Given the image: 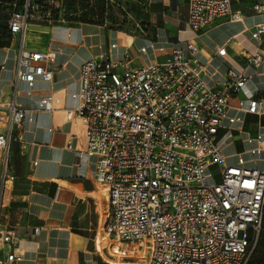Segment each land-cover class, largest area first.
Listing matches in <instances>:
<instances>
[{"label":"built area","instance_id":"2783aa9c","mask_svg":"<svg viewBox=\"0 0 264 264\" xmlns=\"http://www.w3.org/2000/svg\"><path fill=\"white\" fill-rule=\"evenodd\" d=\"M231 2L187 0V29L198 33L219 20H241L242 15L232 13ZM67 4L68 0H24L20 8L17 2L11 4L8 30L20 41L12 100L0 102V209L3 191L13 181V130L35 125L33 113L15 103L18 85L31 91L37 80L49 82L57 70L54 51L23 49L24 32L28 24L65 23ZM252 11L261 14L262 8L255 5ZM135 32L149 36L141 25ZM262 37L264 23L250 32L258 46ZM167 46L150 42L154 61L130 68L129 56L113 58L116 45L109 44L107 52L81 64L78 91L69 96L76 106L66 111L67 119H81L86 140L85 151L76 153L79 166L91 163L88 179L106 191L102 233L117 249L140 243L144 264H249L264 213V166L257 161L264 137L246 136L247 147L241 152L232 146L247 116L264 117V92L246 89L263 57L249 56L245 71L229 68L221 75L210 61L197 59L193 42ZM145 51L139 49L140 54ZM225 54V46L215 52L220 58ZM59 104L60 99L45 95L34 112L53 113ZM212 167L219 168V183ZM37 234L34 228L32 237ZM16 251V239L0 228V264L21 262Z\"/></svg>","mask_w":264,"mask_h":264},{"label":"crops","instance_id":"0c3cea01","mask_svg":"<svg viewBox=\"0 0 264 264\" xmlns=\"http://www.w3.org/2000/svg\"><path fill=\"white\" fill-rule=\"evenodd\" d=\"M186 1L145 0V25L150 31L146 39L135 31L112 30L90 23L28 24L23 49L54 51L57 70L51 81L37 80L31 91L19 84L15 97L17 105L35 116V125L26 123L13 130L17 138L9 152L13 181L3 191L0 209L1 231L16 239V252L22 256L17 264H144L146 259L140 243L117 249L113 240L102 233L106 191L88 179L93 171L91 163L83 169L79 166L76 153L86 149L84 127L80 118L67 119L66 111L76 106L69 96L78 91L79 68L84 61L107 52L109 44H115L112 57L118 59L127 54L130 68H139L154 61L150 42L183 47L190 41L198 47L197 59L201 63L210 61V66L221 75L229 68L245 71L247 57L262 56V63L246 89L252 94L264 92V37L260 46L250 38L251 30L264 23V0H232V13L242 15L241 20H219L198 33L190 32L185 25ZM255 5L262 8L261 14L252 11ZM19 41V36L0 37V66H4L0 70L2 103L12 100ZM222 46L226 48L225 56L216 57L217 48ZM141 47L146 49L144 54L139 53ZM207 81L211 82L209 78ZM49 94L60 99L56 111L34 112L39 99ZM262 118H256V125L251 128H246L245 120L241 133L234 134L233 149H245L243 140L248 135L259 133L264 137ZM262 148L257 161L264 166V144ZM34 228L38 234L32 237ZM251 261L264 264V251L255 254Z\"/></svg>","mask_w":264,"mask_h":264},{"label":"rangeland","instance_id":"374dc122","mask_svg":"<svg viewBox=\"0 0 264 264\" xmlns=\"http://www.w3.org/2000/svg\"><path fill=\"white\" fill-rule=\"evenodd\" d=\"M12 1L17 2L20 6L24 2V0H0V25H2L3 17H6L12 11ZM87 2L89 4L88 8H84V6L82 7L83 2L80 1L71 4V6H67V9L64 12L65 22L68 23L69 20L74 21L79 18L84 19L86 15L88 16L91 10L90 8L94 5L95 1L88 0ZM146 8V4L136 0H113V2H107L104 9L105 18L103 19V26L105 25L112 30H122L131 33L132 31H135L138 25H144L148 21ZM72 24L76 25L78 22ZM250 118L251 117L247 118L246 128H251L253 125H256V122ZM237 149L240 150L239 148ZM227 151V153H231V149ZM210 170L214 175V181L219 183V168L212 167ZM262 234L260 235L259 244L261 239L263 240L262 242H264V232H262Z\"/></svg>","mask_w":264,"mask_h":264},{"label":"trees","instance_id":"16d2710c","mask_svg":"<svg viewBox=\"0 0 264 264\" xmlns=\"http://www.w3.org/2000/svg\"><path fill=\"white\" fill-rule=\"evenodd\" d=\"M77 1L83 2L82 7L84 6V8H88L89 7V4L87 2L88 0H68L67 6H71V4H73V3L77 2ZM92 1H95V3L90 8L91 10H90L88 16L84 15L85 16L84 19L83 18H79L78 20H74V21L69 20V22H71V23H75V22H78V23H90V24H96V25H103V19L105 18L104 17L105 16V10L104 9H105V6H106L107 2L105 0H92ZM136 1L141 2V3L145 2V0H136ZM19 6H20V4H18V8L21 7V6L20 7ZM8 15L6 17H3L2 25H0V37H8V36H10L9 30H8V25H7ZM141 26H142V28H144L146 30V32L150 33V31L148 30V28H147V26L145 24L141 25ZM262 96H264V93L262 94ZM248 117H250V116H247V118ZM247 118H246V122H247ZM250 119L256 121L255 120L256 117H253V118H250ZM261 124H264V117L261 119ZM262 224H263V228H262ZM262 224H261L260 235L262 234V232H264V213H263V218H262ZM260 235H259V239H258V243L256 245V248H255V250H254V252H253V254H252L251 258H250L249 264H251V262H252L251 260H253L255 254L259 253L261 250L264 251V242H262L263 241L262 239H261L260 244H259ZM99 264H103V263L99 262Z\"/></svg>","mask_w":264,"mask_h":264}]
</instances>
